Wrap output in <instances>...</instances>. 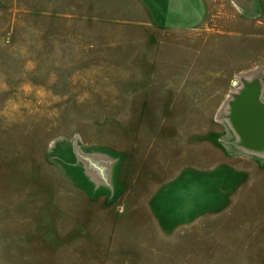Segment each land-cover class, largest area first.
I'll return each mask as SVG.
<instances>
[{
  "label": "rangeland",
  "instance_id": "rangeland-1",
  "mask_svg": "<svg viewBox=\"0 0 264 264\" xmlns=\"http://www.w3.org/2000/svg\"><path fill=\"white\" fill-rule=\"evenodd\" d=\"M242 79L264 0H0V264H264Z\"/></svg>",
  "mask_w": 264,
  "mask_h": 264
},
{
  "label": "water",
  "instance_id": "water-1",
  "mask_svg": "<svg viewBox=\"0 0 264 264\" xmlns=\"http://www.w3.org/2000/svg\"><path fill=\"white\" fill-rule=\"evenodd\" d=\"M262 97L263 86L258 80L242 79L241 85L228 102L224 119L236 137L234 141L236 147L249 154L264 156V100ZM96 169L99 176L107 182L106 168L96 166Z\"/></svg>",
  "mask_w": 264,
  "mask_h": 264
},
{
  "label": "crops",
  "instance_id": "crops-1",
  "mask_svg": "<svg viewBox=\"0 0 264 264\" xmlns=\"http://www.w3.org/2000/svg\"><path fill=\"white\" fill-rule=\"evenodd\" d=\"M89 156L90 155L88 154L87 155V158L88 159H89ZM93 159H94L93 161H89V162H88V160H84V161L87 162L86 163L87 164V170L92 171L93 173H95L94 176H96L97 178L102 179L99 176L98 172H97L96 166L106 168V173L108 172V174H107V182L105 181V184L110 186L111 185L110 175L112 173V167L115 165L116 160L113 159V158L112 159L111 158H106L104 156H101V157H95L94 156ZM91 163L93 165H91Z\"/></svg>",
  "mask_w": 264,
  "mask_h": 264
}]
</instances>
